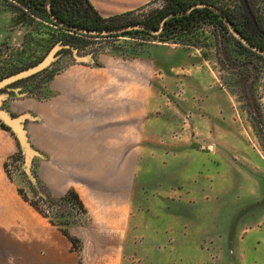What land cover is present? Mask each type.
<instances>
[{"label": "rangeland", "instance_id": "1", "mask_svg": "<svg viewBox=\"0 0 264 264\" xmlns=\"http://www.w3.org/2000/svg\"><path fill=\"white\" fill-rule=\"evenodd\" d=\"M205 1L231 14L239 28L247 25L264 45V0H248L256 25L241 0ZM24 2L0 0V80L38 64L57 38L71 33ZM166 8L167 0H152L120 19L139 21ZM224 26L205 20L189 35H79L76 49H60L46 69L0 90L7 99L12 92L37 98L54 74L81 62L77 57L152 59L120 264H264V59L240 47L241 37ZM36 162L28 171L19 146L6 164L25 198L64 230L85 225L79 205L47 198L31 178Z\"/></svg>", "mask_w": 264, "mask_h": 264}, {"label": "crops", "instance_id": "2", "mask_svg": "<svg viewBox=\"0 0 264 264\" xmlns=\"http://www.w3.org/2000/svg\"><path fill=\"white\" fill-rule=\"evenodd\" d=\"M151 1L89 0L103 18ZM86 61L54 74L37 98L12 92L4 100L9 113L26 115L38 185L53 199L69 191L79 196L87 222L68 230L79 249L25 198L21 179L7 172L19 145L0 121V264L121 263L154 65L116 54Z\"/></svg>", "mask_w": 264, "mask_h": 264}, {"label": "trees", "instance_id": "3", "mask_svg": "<svg viewBox=\"0 0 264 264\" xmlns=\"http://www.w3.org/2000/svg\"><path fill=\"white\" fill-rule=\"evenodd\" d=\"M47 2H48V6L49 5L51 6L53 14L57 18L70 25L87 28V29L105 30V29L124 27L137 23L145 24L152 29H157L158 26H160V23L164 20L166 14H168V12L170 11L180 15V18L178 20L176 19L177 24H175L174 28L172 27V25H169L168 27L165 28L166 30L162 31L161 33L162 35H167V36L178 35V34L189 35L190 33L194 32L195 28L198 27L197 25L198 10L195 9L189 11L191 5L187 0H167V8L164 11L158 13H152L148 15L145 19L139 21H134V20L125 21L120 19V17L124 16L125 14L113 16L110 18H103L98 13V11L92 6L89 0H26V2H24V5H26V7L30 9L36 8L37 12L41 13L40 14L41 16L47 17L50 16ZM126 14L129 15L131 13H126ZM52 23L58 26V28L65 30L64 28L56 24L53 20ZM133 32L147 33V31H143V30H135ZM235 32L239 36L245 37L244 35H242L243 32H241L240 30L235 29ZM79 35L80 34L77 33H72V34L66 33L63 36L57 38L54 41V45L67 44L71 46L72 50H74L77 47L74 39L80 40ZM246 39L250 42L248 38ZM237 43L243 49L248 50L249 52L255 54L258 57L264 58L263 56L257 54L256 52L245 46L241 41L237 40ZM257 46L264 49V46L262 45H257ZM2 126L12 131L11 128L5 125L4 123H2ZM47 198L50 197L47 195ZM51 199L53 200V198ZM58 200H61L65 206H67V204H69L70 202L77 204L79 205V208H81L84 211L83 204L75 191H69L65 196L59 198ZM52 222L58 224L54 221ZM63 231L70 236L71 241L73 243V247L75 249H79L78 240L72 237L69 234L68 230L63 229Z\"/></svg>", "mask_w": 264, "mask_h": 264}, {"label": "water", "instance_id": "4", "mask_svg": "<svg viewBox=\"0 0 264 264\" xmlns=\"http://www.w3.org/2000/svg\"><path fill=\"white\" fill-rule=\"evenodd\" d=\"M241 3L245 9V12L248 14L250 17V23L252 25H256L255 18L251 12V9L249 7L248 1L247 0H241ZM50 16L52 20L64 28L66 31L71 32V33H77L83 36H103V37H109L112 34H117V33H123L131 30H148L152 34H158L161 29H151L145 24H133V25H128L124 27H119V28H112V29H105V30H97V29H87V28H82L78 26H73L70 25L59 18H57L51 9V6H48ZM241 41L244 43L245 46L250 48L251 50L261 54L264 56V49L250 43L247 41L245 38L241 37ZM63 48H71L70 45H64V44H55L54 47L51 49V51L48 53V55L40 61L38 64L27 68L25 70H21L15 74H12L6 78H3L0 80V90L1 89H9V85L22 79L25 77H29L31 75H34L38 72H41L42 70L46 69L48 66L52 64L54 60L57 58V52L60 49ZM78 60L84 61L87 60L86 58L82 57H77ZM6 98L5 94H0V121L3 122L5 125L11 128L13 131L14 135L16 136L19 146L22 149V151L25 153V164L26 167L28 168V171H30V167L32 164V159L36 155V151L33 149L31 146L26 131L24 127V120L26 118L25 114L19 115V116H14L11 113H9L4 106V100ZM31 178H33L32 174L30 175Z\"/></svg>", "mask_w": 264, "mask_h": 264}, {"label": "flooded vegetation", "instance_id": "5", "mask_svg": "<svg viewBox=\"0 0 264 264\" xmlns=\"http://www.w3.org/2000/svg\"><path fill=\"white\" fill-rule=\"evenodd\" d=\"M187 1L191 5L189 11L195 10V9L198 10V13H197V18H198L197 23L198 24L197 25H199L201 22H204L205 20H208V21L209 20H213V21L219 20V24L225 25L224 26L225 28H226V26L227 27L231 26V28H232V29H230L231 32H232V30L235 31V29H238L241 32H243L242 35H244L246 38H248L250 40V43H252L254 45H256V44L257 45H262L261 43L256 42L255 39H252L251 36L253 34V30L250 31V29L247 27V25L243 26L242 28H239V25L235 22L234 18H232V15L227 13L221 7H219V6L215 5V4H212L210 1L208 2V1H205V0H201L202 3H200V4L198 2H193V1H196V0H187ZM179 18H180V15H178V14L172 12V11L168 12V14H166L164 20L160 23V26H158V28H157V29H161V31L158 33V35H160L162 33V31L166 30L165 28L168 27L169 25H172V27L174 28L175 24H177V20ZM224 27L223 28L219 27V29L220 30L224 29ZM252 29H253V27H252ZM256 29L259 30L260 28L257 27ZM143 31L149 32L148 30H143ZM149 33H151V32H149ZM245 37H243V38H245ZM240 41H241V39H240ZM262 46H264V45H262ZM257 54H259V53H257ZM259 55H261V54H259ZM261 56H263V55H261Z\"/></svg>", "mask_w": 264, "mask_h": 264}]
</instances>
